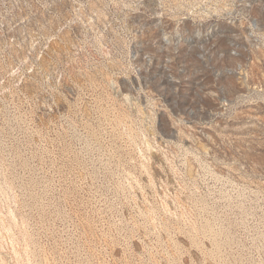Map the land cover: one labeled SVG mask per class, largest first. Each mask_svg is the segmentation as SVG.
Listing matches in <instances>:
<instances>
[{
	"label": "rangeland",
	"instance_id": "obj_1",
	"mask_svg": "<svg viewBox=\"0 0 264 264\" xmlns=\"http://www.w3.org/2000/svg\"><path fill=\"white\" fill-rule=\"evenodd\" d=\"M0 264H264V0H0Z\"/></svg>",
	"mask_w": 264,
	"mask_h": 264
},
{
	"label": "bare ground",
	"instance_id": "obj_2",
	"mask_svg": "<svg viewBox=\"0 0 264 264\" xmlns=\"http://www.w3.org/2000/svg\"><path fill=\"white\" fill-rule=\"evenodd\" d=\"M207 258V257H206ZM215 263V262H214ZM221 263V262H220Z\"/></svg>",
	"mask_w": 264,
	"mask_h": 264
}]
</instances>
